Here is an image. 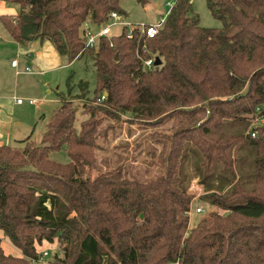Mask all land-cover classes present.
<instances>
[{"label":"trees","instance_id":"trees-1","mask_svg":"<svg viewBox=\"0 0 264 264\" xmlns=\"http://www.w3.org/2000/svg\"><path fill=\"white\" fill-rule=\"evenodd\" d=\"M2 1L18 7L0 15L13 40L49 41L68 63L90 55L95 88L76 94L79 112L59 96L40 143L0 145L11 249L0 237V264H35L36 244L55 239L53 264H264V0H206L221 21L210 28L176 0L154 37L124 26L91 48L83 23L124 14L120 0ZM124 119L160 147L146 142L148 159L133 165L123 141L125 155L99 164V139ZM188 146L201 154L193 171ZM59 151L68 162L51 158ZM192 180L215 209L190 224Z\"/></svg>","mask_w":264,"mask_h":264},{"label":"rangeland","instance_id":"rangeland-1","mask_svg":"<svg viewBox=\"0 0 264 264\" xmlns=\"http://www.w3.org/2000/svg\"><path fill=\"white\" fill-rule=\"evenodd\" d=\"M167 1L168 0H147V3L142 5L138 0H120V6L124 11V14L121 15L120 21L129 24V28L135 25L140 26L144 24H157L160 18L165 16L166 12L170 8L166 4ZM190 3L192 4V13L190 16L196 17L200 26L209 28L221 26V21L215 18L207 8L206 0H190ZM7 6L16 9V11L18 10L16 5L7 4ZM123 27V25L119 24L111 26L110 34L118 35L122 31ZM10 39L11 38L9 37L7 30L0 22V73L9 72L8 66L11 65L13 60L17 59V50L15 46L7 45V41H10ZM17 76L16 70L14 69L5 75H2L0 77L1 79L4 81L8 79L7 87L6 84L3 83V88L5 90L9 89V93L14 94L16 98H31L35 100L37 104L39 101L40 103L38 105H29L26 101H24L23 104H17V106H15L16 117L18 116L21 120L23 119V122L26 120L31 124V128L34 126V129L32 131L33 133L30 132L26 137L20 138L17 141H12V143L8 144L11 146H22V140L28 137L36 143H40L53 109L59 103V96L66 98L68 94H71L73 104L78 108L79 112L82 105L81 99H79L76 94H80L82 89L86 87L88 90V97H90L95 88L94 65L90 55H83L82 57L74 60L70 65L50 71L45 76H38V78L43 77V80L47 82V87H44V90L40 87H26L24 79L28 76L22 74L19 75L18 78L19 85L17 87H13V79ZM27 80H29V78H27L26 81ZM81 84H83L82 88L80 87ZM42 115L43 117H41ZM82 117L83 116H80L76 119V125H78L79 120ZM110 123H112L114 129L109 130L108 138L106 140L99 139V145L101 147L98 151L99 164L107 159L113 160L118 153L125 155V151L123 150L124 147L121 145L123 141H126L129 144L128 160L133 163V165H142L143 161L148 159V143L145 145L146 142H150L158 148L160 147L158 144L154 143V141L151 142L148 136L150 130L144 125L140 126L137 123H129L125 119L119 122ZM166 127H169V124H167ZM16 129L19 130L17 127ZM138 145L139 147H137ZM135 152L139 153V155L134 160L130 157V155H135ZM188 154L190 156L188 158V163L191 164L190 166L192 170V162L197 165L200 162L201 154L192 146H188ZM50 156L58 162L65 163L69 161L68 156L63 151L52 152ZM130 159L133 160L130 161ZM102 168H105V166ZM191 184L196 187L194 188ZM191 184L188 187V190L194 194V200L192 202L193 211L195 207H200L202 212H193L190 216V224L195 222L198 216L215 209L213 206L201 199V195H203L204 192L196 180H192ZM0 237L3 240L4 247L10 251V244L1 230ZM48 252L49 255L46 257L49 259H54L56 254L61 255V251L58 247H50Z\"/></svg>","mask_w":264,"mask_h":264},{"label":"crops","instance_id":"crops-1","mask_svg":"<svg viewBox=\"0 0 264 264\" xmlns=\"http://www.w3.org/2000/svg\"><path fill=\"white\" fill-rule=\"evenodd\" d=\"M16 13V9L8 7L4 1L0 0V15L7 14L14 16ZM7 45L15 46L17 50V66H13L12 63L8 66L9 72L14 69L16 70V75H18L13 79V87L19 85L18 78L19 75L22 74L25 76L27 75V78H29L27 81V78L24 79L26 87H40L44 90V87H47V82L43 80V77L38 78V76H45L50 71L66 67L72 63H68L49 41L34 40L26 44H20L11 38L10 41H7ZM26 67L30 70L26 71ZM9 72L0 73V77ZM3 83H5L7 87L8 79L4 81L0 78V145L10 144L12 141H17L20 138L26 137L28 133L33 131L34 126L31 128V124L26 120L23 122V119L21 120L18 116L16 117L15 106H17V104H23L24 101L29 105L37 104L36 102L30 103L28 100L31 98L23 99L22 103H17L15 95L9 93V89L5 90L3 88ZM41 117H43V115ZM16 127L19 128V130L16 129ZM50 247L57 248L58 241L55 239L52 242L42 241L38 245L36 244V250L40 257L35 264H53V259L46 257L49 255L48 249ZM43 252H47V255L42 256Z\"/></svg>","mask_w":264,"mask_h":264},{"label":"built area","instance_id":"built-area-1","mask_svg":"<svg viewBox=\"0 0 264 264\" xmlns=\"http://www.w3.org/2000/svg\"><path fill=\"white\" fill-rule=\"evenodd\" d=\"M176 0H168L166 2L167 6H169L170 8L168 9V11L166 12V15L169 13L170 9L172 8L174 2ZM190 1V0H189ZM165 15V16H166ZM165 16L161 17L159 22L157 24H148V25H135L131 28L128 27V31H127V34L128 36H130L132 34V30L133 28H138L143 34H145L146 37H149V38H152L154 37L159 29L161 28L162 24L164 23V20H165ZM120 18H121V15L118 14L117 12H111L108 16V20L99 25V26H93L90 21H85L82 25V28H81V36H83L86 40H85V45L86 47H94L97 43V39L98 37L100 36H107V35H111L110 34V28L111 26L113 25H123V26H130L129 24H126L125 22H122L120 21ZM97 28V30H96ZM153 63V59L152 58H147L144 60V64L150 69L151 67V64ZM12 65L13 66H17V61L16 60H13L12 61ZM26 71H29L30 69L28 67H26L25 69ZM104 96L101 97V99H103ZM17 103H22L23 102V99L21 98H16L15 99ZM30 103H35L36 101L33 100V99H29L28 100ZM253 135V134H252ZM194 188L196 187L195 185H192ZM199 213V212H202V209L200 207H195L194 211L193 209L191 208L187 214L189 216H191L192 213ZM47 255V252H43L42 253V256H45ZM38 261V260H37Z\"/></svg>","mask_w":264,"mask_h":264},{"label":"water","instance_id":"water-1","mask_svg":"<svg viewBox=\"0 0 264 264\" xmlns=\"http://www.w3.org/2000/svg\"><path fill=\"white\" fill-rule=\"evenodd\" d=\"M154 64L155 65H159L160 64V59L156 58Z\"/></svg>","mask_w":264,"mask_h":264}]
</instances>
